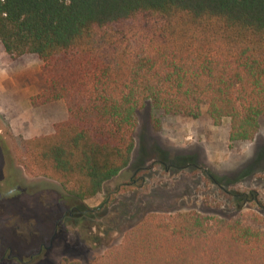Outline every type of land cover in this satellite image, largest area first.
<instances>
[{"label": "trees", "instance_id": "trees-1", "mask_svg": "<svg viewBox=\"0 0 264 264\" xmlns=\"http://www.w3.org/2000/svg\"><path fill=\"white\" fill-rule=\"evenodd\" d=\"M0 42L12 58L41 61L32 106L67 107L17 157L73 203L95 198L128 167L148 104L188 117L207 106L215 126L230 120L232 142L260 131L264 0H0ZM90 264H264V215L150 212Z\"/></svg>", "mask_w": 264, "mask_h": 264}, {"label": "rangeland", "instance_id": "rangeland-1", "mask_svg": "<svg viewBox=\"0 0 264 264\" xmlns=\"http://www.w3.org/2000/svg\"><path fill=\"white\" fill-rule=\"evenodd\" d=\"M41 66L33 57L12 58L0 42V264H90L150 212L264 215V116L254 140L232 142L230 120L215 126L207 106L188 117L152 104L138 112L128 167L71 209L77 204L59 183L29 175L17 157L25 140L52 133L67 117L63 102L32 106L43 88Z\"/></svg>", "mask_w": 264, "mask_h": 264}]
</instances>
